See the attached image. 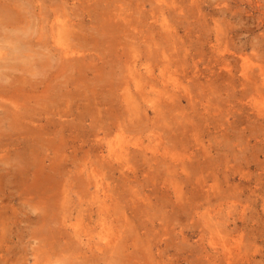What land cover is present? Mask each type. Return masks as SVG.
Returning a JSON list of instances; mask_svg holds the SVG:
<instances>
[{
    "label": "rangeland",
    "instance_id": "obj_1",
    "mask_svg": "<svg viewBox=\"0 0 264 264\" xmlns=\"http://www.w3.org/2000/svg\"><path fill=\"white\" fill-rule=\"evenodd\" d=\"M0 264H264V0H0Z\"/></svg>",
    "mask_w": 264,
    "mask_h": 264
},
{
    "label": "clouds",
    "instance_id": "obj_2",
    "mask_svg": "<svg viewBox=\"0 0 264 264\" xmlns=\"http://www.w3.org/2000/svg\"><path fill=\"white\" fill-rule=\"evenodd\" d=\"M35 30L28 25L5 27L0 25V66H9L8 70L23 75L19 68L31 69L27 75L36 80L41 74L38 66L46 58L47 50L33 47L28 43Z\"/></svg>",
    "mask_w": 264,
    "mask_h": 264
}]
</instances>
